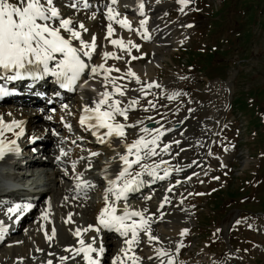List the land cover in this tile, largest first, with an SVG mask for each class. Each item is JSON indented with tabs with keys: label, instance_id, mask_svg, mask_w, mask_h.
<instances>
[{
	"label": "rangeland",
	"instance_id": "374dc122",
	"mask_svg": "<svg viewBox=\"0 0 264 264\" xmlns=\"http://www.w3.org/2000/svg\"><path fill=\"white\" fill-rule=\"evenodd\" d=\"M89 1L91 3L87 1V5L92 7H85V0H57V5L65 18H72L85 25L91 17H98L100 10L95 9L96 2H92L96 0ZM124 4L133 7L132 0L124 1ZM109 7L113 8L109 5L106 8L104 5L99 15L107 13ZM182 7L179 0H173L172 4L161 9L158 14L163 15L167 23L175 25L173 32L175 38L180 41L178 50L177 47H172L168 52L161 51L162 65L156 68V74L153 73L156 76L154 82L160 87L149 88L147 83L142 85L136 81L133 86L127 84L126 87L130 89L126 93L129 98L143 103L141 98L145 96L144 98L152 101L155 107L148 103L143 105L144 109L151 108L148 111L153 110L156 116L165 114V118L170 120L168 130L160 136L156 149L158 155L152 157L163 166L156 171L157 174L165 178L157 183L158 186L154 184L149 188L144 184L140 186V194L131 198L133 200L127 199L128 207L130 209L139 207L141 212H144L142 209L145 204L157 207L163 203L166 189L173 188L175 198L167 203L169 212L163 219L171 216L173 221L180 227L184 226L187 231L182 236L172 233L173 236L167 237L170 246H175L172 254L167 255L170 259L163 257L149 264H169V261L171 264H264V0H190L187 7H183V10ZM125 14L130 15L129 18L133 17L131 13ZM76 23L74 26L78 27ZM105 25L104 23L102 28L99 27L100 30L92 33L89 39L99 35L97 31L108 32ZM131 26L133 28L134 25ZM148 47L135 51L139 59L136 65L145 66L154 59V54ZM123 54H119L120 58L116 61H110V66L117 68L126 66L125 62L131 55ZM106 74L110 76L109 73ZM47 81L50 89L46 92L41 91V99L51 104L46 111L40 112L38 119L32 116L36 121L34 125L31 124L27 133L29 135L33 133L34 138L37 136L38 140L31 144L27 140L25 144L39 149L34 158L38 161L52 154V157L48 158L49 164L47 162L45 164L51 169L48 174L42 175L40 183L41 187H46L45 192L55 189L42 199L33 214L23 222L20 231L17 228V232L11 237L4 234L0 241V264H20L22 263L20 260L23 259H26L25 262L32 261L35 258L33 256L35 248L40 246V243H47V237H51L49 232L53 228L59 237H63V234L58 233L68 215L67 221L75 220L81 222L83 228L86 227L85 215L89 211L88 208H94L108 183L106 180H98L96 174L110 177L113 172L123 167L119 156H115L117 152L111 153L114 155L105 153L100 149L97 140L82 130L76 122V115L80 112L79 101L83 93L81 91L73 93L61 101L57 95H53L55 78L50 73L47 75ZM116 85H121V90L124 91L126 83L120 79ZM164 86L165 91L162 89ZM75 89H78V86H75ZM48 99L53 102H48ZM126 101L128 105L131 100L124 98L123 103ZM230 103L233 112L229 113L232 110ZM14 104L16 101H11L7 102L6 106L16 112L29 109ZM141 107L129 111L130 124L142 121L132 130L147 127L153 134L156 133L158 120L153 116L151 119H145L144 116L148 115L143 113V116L139 112ZM33 110L35 107L30 108V111ZM233 114L241 115L237 122L243 121L245 125L242 127L243 135H239L236 130L239 123L236 125L231 123ZM150 122H154V126L148 127ZM40 124L44 126L48 124L49 130L39 133L41 130L36 126ZM139 134L141 136L145 133L141 131ZM145 137L151 138L148 134ZM47 146L54 150L40 151ZM165 146H170L168 153L162 152ZM93 152L99 155L92 156ZM61 157L64 162L54 164ZM246 157L252 158V161ZM51 160L54 163H51ZM78 167L81 169L80 172H77ZM165 170H168L167 176ZM86 177L96 181H92V189L87 191L88 193L78 194L82 180H88ZM217 177L219 179H216ZM2 179L0 187L4 185ZM177 182L183 183L178 185ZM68 189L71 192H67ZM35 192L36 190L33 194ZM2 197L0 201L10 198L7 195ZM55 199L57 208L48 209L46 201L53 205L52 201ZM123 201L122 199L119 202ZM7 206L13 205L6 203L5 208H0V221L4 217L8 222H3V226L10 225L11 231L16 230L19 217L16 218V214L9 218ZM43 215L47 216V221L43 220ZM133 219L139 223L138 217ZM152 224L156 227L151 228V234L157 237L161 227L156 222ZM100 229L102 231H92L90 234L92 236L89 235L86 244L95 238L96 243L93 246L96 248L101 246L105 232ZM119 239L117 238L108 250L106 255L108 263L112 256L124 247V239ZM56 242L50 244V247L61 246ZM78 245L73 248H78ZM179 245L183 246L180 252L177 251ZM16 249L21 254L26 252L25 256L22 258L15 256ZM39 249L41 248L38 247L37 250ZM148 249L150 250L144 246L136 252L144 257ZM58 253L51 252L50 256L48 255L49 258L56 257L50 259L51 262L75 264L80 261L76 260L79 257L71 259L72 253L70 256L69 252H65L67 255L62 251ZM43 254L40 253L39 256ZM55 254L60 257L68 256L69 259L61 261ZM26 255L29 257L26 258Z\"/></svg>",
	"mask_w": 264,
	"mask_h": 264
},
{
	"label": "bare ground",
	"instance_id": "6f19581e",
	"mask_svg": "<svg viewBox=\"0 0 264 264\" xmlns=\"http://www.w3.org/2000/svg\"><path fill=\"white\" fill-rule=\"evenodd\" d=\"M82 1H84V0H82ZM87 1L90 2L89 0H87ZM124 1H128V0H118V3L115 4V5H113L111 3V0H96V1H92V2H96V8L95 9H100V10H98L99 14H101V11H102L101 8L104 5L106 6V8H108V5L109 6H113V9H115L116 12L120 13V15L116 19H124V18H126L127 21L130 23V25H134L133 28L131 26V28L133 29L131 31L128 30L127 28H122L115 21H110L108 19V12L107 13H103L102 16H100L98 14V17H96V18L91 17L89 19L90 21L86 19V21H89V22L86 23L85 25L84 24L83 25L85 26V28L88 29L87 32H84L82 29H79V24H82L81 22H79L77 20H74L72 18H68V19H71L73 21V25H74V23L77 22L76 24L78 25V27L76 26V29L81 32V37H82V39H84V41L86 43H92V39L93 38L89 39L90 35L92 33H95L96 30L99 29V27L102 28L104 23L106 24L105 25L106 29L108 28L109 23H111L112 27L114 29V32H113V35L111 37H109L107 31H106V33L105 32L104 33H100V31L99 32L97 31V34H99V35L95 36V44H96L95 50L94 51L87 50V51H91V58L90 59H89V57L84 56L82 52L80 53L81 59L85 62V64L88 65V67L81 74L80 79L76 82L77 84L74 85L72 87V89H68V91H60V89H58L57 87H58L59 84L61 85V83H60V81L57 80V78L55 76L52 75L55 78V81L57 82V84H55V86L52 88L53 95H55V96L57 95L61 99V101H64L69 96H71L73 93H79L78 90L75 89V86L80 85L83 81H85L86 83H88L87 86H90V88H92V89L90 91L87 90V91L83 92V97L79 101V103H80L79 104V108H80V110H83L85 107L94 108L95 107V102L98 101V99L100 98L101 93H103L105 91L114 93V88H113V85H112V82H111V78H116L115 83L118 80H120V79L122 80V82L126 83V85L124 86L125 95L121 97L118 94H114L113 99H120L122 102H124V98H126V100H128V99L129 100H133L132 98H129L128 95H126L128 90H130V89L126 88L128 86L127 84H130L131 86L136 84L135 83L136 79L134 77H132V76L127 75V73L129 71L134 72L136 74V76L139 77V80H140L139 84L143 85V84L147 83V87L150 84L153 85V87H155L154 85H156V83L154 81H155V77L156 76L153 73L156 74V68L162 65L163 58H161V56H160L161 51L164 50V51L168 52L169 49H171L172 47H177L176 50H178V48L180 47V46L178 47L180 41H179V39L175 38V35H174L175 31L173 30V28H174L175 25H172L171 23H167L164 20V18L162 17L163 15H160V16L158 15L160 13L161 9H165L166 6L172 4L173 0H143V3H144L143 13H144V15H141L140 10H139V2H140V0H132V3H133L132 4L133 5L132 8H130L128 5L125 6ZM56 2H57V0H56ZM82 5H84V4H82ZM87 7H92V6L88 5ZM60 12H61L62 18H65L63 12L61 10H60ZM125 12L131 13L133 17L129 18L130 15L126 16ZM145 19L147 20V23L142 27L141 26V22L144 21ZM83 23H84V21H83ZM53 26H58V21H54L53 22ZM61 34L64 35L66 39H71L70 35L67 32H64L62 30ZM113 39H122L124 41V43L128 46V49H130V50H121L119 47L114 46L111 43V40H113ZM128 42H131V44H129ZM146 42L148 44L145 45ZM72 43H73L74 47H77L79 49L80 46H79V42L78 41H73ZM142 43H144V44H142ZM132 45H136V47H132ZM145 47H148L149 50L154 54V59L151 60L149 63H147L145 66H143L142 64L136 65V62L139 59H137V57L135 55V51L138 50V49L142 50ZM105 52L115 53L116 56H118L119 54L121 55L123 53L124 54L129 53L131 55V57L128 60L126 59L127 60L125 62L127 64L126 66H124V67L121 66V68H117L115 66H110V64H109V62L110 61L112 62V60L116 61L115 58L109 57L107 60H105V58H104V53ZM124 54H123V56H125ZM133 57H136V59H133ZM62 59H63V56L61 54H56V60L51 61L49 63V68L55 69L57 61L62 60ZM118 63L120 65V62H118ZM100 65H103L105 68L119 69V71L113 70V71L109 72V75H110L109 76V80H105V76L107 75L105 72L98 71L97 74H92V72H91V69L93 67L99 68ZM1 72H3V70H0V73ZM11 75H13V73L9 72L8 77L11 76ZM26 78H28V77H26ZM12 86L15 89H17L19 91V93H20V96L14 99V101H16V103H17V104H14V106H16V105L17 106H25V107H27L29 109H26L25 111H22V112H16L15 110H13V108H11L9 106H0V117H3V120H4L5 123H11L12 121H17V122H19L21 124V128H14L13 131H5L4 132V136L0 137V138L4 139L5 143H10L11 141L14 140L15 141V145L14 146H18L19 149L20 148H24L22 153L23 152L24 153H26V152L29 153L31 149H35V148L34 147L27 148V145L25 144V142L27 140H29L30 143H32L34 141V139L37 138V136L34 138L35 135L33 133L31 135H29L27 133V130L31 127V124H33L36 121V119L39 118V115H41V114H40V110L30 111L31 105H30V103H26V102H34V104H39L40 106L44 107L46 102H44L41 99V96L37 97V94L39 92H41V91H45L46 92L47 90H49L50 89V85L48 84V81H47V74H42L40 76V78L37 79V80L30 79V80H28L27 82H24V83L17 82L15 84H12ZM119 86H121V85H119ZM165 88H166V86H164V88H162V89H164V91H165ZM144 97L145 96H143L141 98V102L143 101V103H139L134 108H138L139 109L142 106L141 107L142 109L139 110V112L142 115H143V113L148 115V116H144L143 115L145 117V119H148V118L151 119L152 118L151 116L155 117V119L158 120V123H159L158 124L159 126L157 127V130H160L162 132L167 131L169 126H170L168 124V122L170 120L165 118V114H161L160 116H156V114H155L156 112H153V110L152 111H144L143 105L148 104V102L150 101L148 99H145ZM50 101H52V100L48 99V102H50ZM128 104H129V102H128ZM126 106H127V101L125 103H122V107H126ZM5 108H8V109H5ZM45 108L46 109H44L43 111L47 110V107H45ZM148 109H151V108H148ZM102 110H104V109H102ZM17 113H19L21 116H18ZM37 113H38V115H37ZM83 115H84V112L82 113L81 117ZM32 116L34 118H36V119L32 118ZM81 117H80V113H79V115L76 117V122H78L79 119H81ZM117 120L119 122H121V123H124V124H130L128 120L125 121L123 118H121L119 116H117ZM78 125L87 134L93 135V130L92 129L87 128V126H81V124H78ZM36 127L41 130V131H39V133L40 132L44 133V132L49 130L48 124H46L45 126L40 124V125H37ZM126 130L130 131V132H127L128 133V137H127L126 141L121 142V141H118L116 139H113V142H112L111 146H109L107 143H101L100 141H97L101 145L100 149H102L105 153H108V154L117 152V154H115V156L116 155H118V156L126 155L127 151L123 147V143H125V142L130 143L133 140L138 139L141 136H145L146 135V133H145L144 135L141 134V136H140L139 132H141V128L137 129V130L136 129L132 130V128L126 129ZM157 130H156V132H157ZM106 131H107L106 129H101L100 133L104 134ZM154 134H156V133H154ZM93 138H95V140H97L96 135H94ZM20 139L22 140V142L20 141ZM107 139L108 138L106 137V140ZM46 149H53L54 150V148H48V146H47L45 148H42L40 151L42 152V151H45ZM76 149H78V148H76ZM212 151H213V148H212ZM8 154L9 153H6L4 159L0 160V169L2 167L5 168L4 166H7V167H12L13 166L14 170L17 169V171L26 172V169H28V171H31V173L33 172L32 169H35V170H37V169L39 170L40 169L42 175L43 174L44 175L48 174L50 169H51L50 167H46L45 164H46V162L49 164V162H50L49 160L50 159L48 160V158L52 157V154H51L50 157H48V158L45 157L44 159H41L39 161L38 160H34V158H31V157L28 156L27 161L25 162L26 166H23V164H24L23 161L24 160H20V158L16 161V163L12 162L11 159L7 158ZM77 155H78V153H77ZM101 155H103V154H101ZM111 155H114V154H111ZM130 159H134V157H130ZM63 160H64L63 158H60L55 163L52 162V160H51V163H54V164L58 165L59 163L64 162ZM70 161H72V160H70ZM75 162H77V161H75ZM116 163L119 165L118 161H116ZM142 163L143 164H147V165H149L151 167H155V165H159L156 162V159L152 158V157L142 161ZM74 165H75V163H74ZM138 166L139 165H133V169L132 170L133 171H139L140 170V166L139 167ZM101 167L103 168L104 165H102ZM160 167L162 168L163 166L159 165V167L156 168V171L161 169ZM76 168H77V166H76ZM78 170H77V172L81 171V169H79V167H78ZM180 172H178V173H180ZM7 175H9V174H7ZM96 175L98 176V178L96 176V178L98 180L99 179L104 180V174H100V175L96 174ZM199 175L200 174H198V176ZM50 176H52V175H50ZM142 176L143 177L140 178V180L143 182L141 184V186L144 184V185H146L147 188H149V186H152L153 184L157 185V183H159V182L164 180V179H157V178L149 175L147 172H145ZM158 176L161 177V174H159ZM12 178L15 179L17 177L15 175H13ZM114 178L115 177H112L111 179H114ZM85 179H88V180H85V182L81 185V187L78 188V193H85L87 191H90V189H92V187H88L87 185L88 184L92 185V181H96L95 179L94 180H90L88 177H86ZM108 179H105V180L108 181ZM148 182H150L151 185H149ZM181 183H183V182H180L179 184H181ZM8 184H9V182H8ZM177 184H178V182H177ZM109 186H110L109 183H107V187L104 190L103 196L101 194L102 197L96 201V205L94 206V208L93 207H89L88 208L89 211L88 212L86 211L87 213H86L85 216H86L87 224H86V227L84 229H88V231H86V232L83 231L82 232V230H84V229H82V227L79 226V224H77V222H75V221H70L69 222L67 220L66 221L64 220L65 222H63L61 224V229H60V231L58 233V234H63V237H59L57 235V233H56L55 237H53L51 239H49L47 237V243H40V246H37L35 248L36 252H34V255H33V256H35V258L32 261L28 260L27 262H25L26 259H23V260H20V262H22V263L24 262L23 264H41V263H45V261H43V260H47L48 261V260H50L52 258L56 259V257L49 258L48 255L50 256L51 252H54V253L57 254L59 251H62L64 254H66V253H68L67 251H65V249L67 247L71 248V247L77 245L80 239L84 240L87 236H89L91 234V231H94L93 229L98 228L96 225H98L99 227L102 228V226L99 224L98 217H99L100 212L102 211V209L105 207L104 197L107 194V195H109V201H112V200L115 199L113 194H108V192H107ZM62 188L65 189L64 187H62ZM172 189H171V191H169V189H166V191H167L166 192V197H164V199L162 200L163 201L162 204L157 205V207H154V206L151 207L150 205L145 204L144 208L142 209V210H144V212L143 211L142 212L144 213V216H145L146 219L150 218V215L152 214V218L149 220L150 228L154 229L156 227V226H153V224H152L154 222L158 223L157 225H159V227H161V228L158 230L157 239L156 240H151V241H149V239L146 240V238H148V235L145 234L147 236H144V231L140 232L139 244L133 246L134 247V254L140 258L138 264H149V263H151V262H153V261H155L157 259H161L163 257L166 258V259H170V258L167 257V255L163 256V257L159 256L157 250L159 249V250L164 251V252H170L168 255L172 254L173 248L175 246H173V247L170 246L169 240L167 239V237L173 236L172 233H175L178 236H182L187 231V230H185L184 226L180 227V225H178L175 221H173L171 219V216H167V218L165 220L163 219L164 215H167V213L169 212V211L167 212V210H168L167 203L169 201H173V199L175 198V195L172 192ZM3 190H4L3 188L0 189V196L1 197H2V195H10L8 193L1 192ZM53 190H51L49 192H45L44 190H42V191H37L36 190V192L34 194H37L38 192H40V193L36 195L35 199H32V201H30V203H28V204L32 205L31 210H29V211H27L25 213H22V214L18 213L17 214V218L19 217L18 218L19 221L17 223L16 230H12L11 231L10 230V225L6 226V227H4L7 230L5 232V235H8L7 237H11L13 233L17 232V228H19L18 231H20L22 229L23 222L29 216H31L33 214L34 210L42 202V199L47 194H51L53 192ZM56 190H58V189H56ZM179 190H180V187H179ZM62 191L63 190H61V192ZM67 192H71L70 189H68ZM58 194H60V193H58ZM139 194H140L139 193V188L136 191L128 193V200L133 198V197L138 196ZM176 194H178V191L176 192ZM1 197H0V199H1ZM165 198H167V202H165ZM131 200H133V199H131ZM46 202H47V207H50V204L48 203V200ZM6 203H7L6 201L4 203H3V201H1L0 202V208H2V207L5 208ZM9 203H11V202H9ZM55 204H56V199L54 201V204L52 205V208H57V206ZM124 206H125V204L117 202V209H118L117 215L122 214ZM176 206H178V205L176 204ZM165 207H166V209H164ZM132 211H139V207L135 208V210H132ZM140 211H141V209H140ZM164 212H165V214H163ZM43 216H44L43 220L47 221V216L46 215H43ZM3 220H4V217H3ZM77 229H79L81 231V235L79 237L73 235V233H75L77 231ZM103 230L105 232L104 243H103V246L105 248V253H104V255L102 257H97L94 254V256H95L94 258L100 259L101 260V264H109L107 262V260H106V255H108V250L111 249L112 245L114 244L113 242L115 240H117V238L119 239V238H124V237H121L116 232H109L108 230H105V229H103ZM49 234H52V231L49 232ZM49 234H48V236H49ZM151 235H153V234H151ZM90 236H92V235H90ZM117 236H119V237H117ZM141 236L145 240H142ZM154 237H156V236H154ZM2 238H0V241L2 240ZM129 238H130V234H129ZM55 241H57L56 244L59 243L61 246L51 248L50 244H53ZM150 244L152 246H150ZM144 246L149 247L150 250L148 249L149 251L147 250V252H145L146 254L143 257L142 255H138V252H136V250H141V247H144ZM38 247L41 248V249L37 250ZM44 247H46V249H44ZM124 247H126V245ZM182 248H183V246L179 245L178 248H177V251L180 252L182 250ZM40 253H44V254L42 256H39ZM116 253H115L116 254L115 256L114 255L112 256V259H115V257L117 255H121L122 259L124 261H127L128 264H130L131 261H128L125 257H123V254H122L121 250H119V253L118 252H116ZM25 254H26V252L24 254H21V252H18V250H17V253L15 254V256H18V258H20V257L25 256ZM129 254L131 255L132 253H129ZM58 255H60V254L58 253ZM68 256H70V252H69ZM27 257H29V255H26V258ZM57 257H60V256H57ZM76 260L77 261L80 260V261L78 263H75V264H87V262L82 259V256L79 257V259L76 258ZM48 262L45 263V264H48ZM56 262L58 263V261H56ZM22 263H20V264H22ZM52 264H56L55 261H52Z\"/></svg>",
	"mask_w": 264,
	"mask_h": 264
},
{
	"label": "snow or ice",
	"instance_id": "6c2138e0",
	"mask_svg": "<svg viewBox=\"0 0 264 264\" xmlns=\"http://www.w3.org/2000/svg\"><path fill=\"white\" fill-rule=\"evenodd\" d=\"M179 2L183 7H187L190 0H179ZM111 3L115 5L118 3V0H111ZM71 6L74 7L75 5ZM87 6L85 0V7ZM143 9L144 3L143 0H140L139 10L141 15H144ZM119 15L120 13L116 12L115 9H108V19L110 21H115L122 28H127L130 31L133 30L126 18L116 19ZM54 21H58V26H53ZM146 23L147 20L145 19L141 22V26L143 27ZM188 27H192V25H188ZM79 29H82L84 32L88 31L83 24H79ZM62 30L67 32L71 39H66L61 34ZM113 32L112 24L109 23L108 36L111 37ZM73 41L79 42V49L73 46ZM111 43L121 50H130L122 39H113ZM128 43L131 44V42ZM132 47H136V45H132ZM95 48V37H93L92 43H86L81 37V32L73 25V21L62 18L56 0H0V70H3L5 73H13V75L7 77L8 79L13 81L22 80L25 77L39 79L42 74L50 73L60 81L61 87L72 89L80 79L81 74L88 67L81 59L80 53L82 52L84 56L90 59L91 51H94ZM56 54H61L63 59L57 61L55 69H51L49 68V63L56 60ZM109 57L120 58L115 53L105 52V60ZM133 59H136V57H133ZM113 70L119 71V69L105 68L103 65H100L99 68L93 67L91 72L92 74H97L98 71L109 73ZM127 75L134 77L137 83L140 82L139 77L134 72L129 71ZM105 80H109L107 75L105 76ZM115 80L116 78H111L114 93L108 91L101 93L100 98L95 102V107H85L84 115L80 119V124L92 129L93 135H96L98 141L107 143L109 146H111L113 139L121 142L126 141L128 137L126 129L135 128L137 124L142 123V121H138L135 124H124L117 120V116L123 117L125 121L128 120L129 111L138 105L139 101L133 99L126 107H122L123 102L120 99H113L114 94H118L121 97L125 95V92L121 90V86L116 85ZM154 86L160 87L159 84ZM148 87L151 88L153 85L150 84ZM141 91L143 92V88ZM9 94L6 88L0 87V98ZM148 103L152 107H155L152 101ZM144 111H148V109L145 108ZM14 128H21V124L17 121L5 123L3 117H0V137L4 136L5 131H13ZM101 129H106L107 131L101 134ZM141 131L148 134L151 138L141 136L130 143H123V147L127 151L126 155L119 156L123 167L117 170L114 179L105 177V179H108L110 185L107 192L108 194H113L115 199L109 201V195H105V207L98 217L99 224L103 229L109 232H116L125 238L123 243L126 247L122 248L121 252L123 257L131 261V264H138L140 260L134 254L133 247L139 244L140 232H146L149 241L156 240L157 237L151 235L149 224L151 218L146 219L143 212L132 211L128 208V193L138 190L143 183L140 177L145 172L157 179L165 178L158 176L156 172V168L159 165L151 167L142 163V161L158 155L156 149L159 146L160 136L164 133L157 130L156 134H153L147 127L142 128ZM106 137L108 138L107 140ZM14 145V140L10 143H5V140L0 138V160L4 159L6 153L19 154V147ZM168 147L170 146H165L162 152L168 153ZM97 155L99 153H92V156ZM130 157H134V159H130ZM133 165H139L140 170L133 171ZM167 175L168 170H165V176ZM216 179H219V177ZM87 186L92 187L90 184ZM122 199L125 201V206L122 214L117 215V202ZM165 202H167V198H165ZM31 208V204H15L7 209V213L9 214V218H11L12 215L25 213L31 210ZM134 217L140 218L139 223L133 219ZM93 230L97 232L101 231L100 228ZM6 231L3 221H0V238L4 236ZM84 231L86 232L88 229H84ZM55 235L56 230L53 228L49 239L55 237ZM73 235L79 237L81 231L77 229ZM95 243V238L92 239L91 243L87 244L83 239H80L79 248H66L65 251L72 253V259L82 256V259L87 264H101L100 259L94 258V254L97 257H102L105 253V248L102 242L99 248L93 246ZM157 252L161 257L168 255L167 252L159 249ZM129 253L132 254L130 255ZM60 259L61 261H66L69 257L62 256ZM48 264H52V262L49 261ZM111 264H124V260L121 255H117L111 261ZM169 264H171V261H169Z\"/></svg>",
	"mask_w": 264,
	"mask_h": 264
}]
</instances>
